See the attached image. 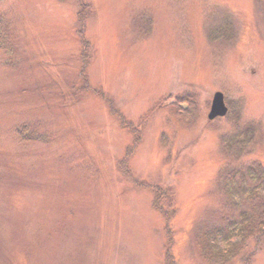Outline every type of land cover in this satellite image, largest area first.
<instances>
[{"label": "rangeland", "instance_id": "1", "mask_svg": "<svg viewBox=\"0 0 264 264\" xmlns=\"http://www.w3.org/2000/svg\"><path fill=\"white\" fill-rule=\"evenodd\" d=\"M216 91L258 125L233 163L264 165V0H0V264H214L196 236L238 212L219 189L238 128L209 121ZM185 93L191 124L168 105ZM249 241L229 264H264Z\"/></svg>", "mask_w": 264, "mask_h": 264}, {"label": "trees", "instance_id": "2", "mask_svg": "<svg viewBox=\"0 0 264 264\" xmlns=\"http://www.w3.org/2000/svg\"><path fill=\"white\" fill-rule=\"evenodd\" d=\"M82 10L83 12L79 19V21L82 22V27L79 33L85 38L86 20L91 13L89 11V6L86 4H82ZM84 42L86 45H89L85 39ZM83 58L84 61L87 62V55H83ZM85 79L87 80L89 77ZM90 90L99 92L92 88ZM104 98L110 105L113 115L121 120L122 128L133 134L135 141L134 145L137 146L141 144V126H136L133 122L127 121L120 111H115L113 109V101L107 98V96H104ZM177 111L182 112L183 109L179 108ZM240 114L239 106L231 104L229 118L236 126H238L239 120L241 119ZM178 115V117L184 119L180 113H178ZM194 119L193 117L190 118L188 124L193 123ZM25 128L26 126L17 129V134L27 139L29 134L25 131ZM257 129V126L250 123L245 128L239 127L237 131L229 133V135L221 136L222 148L225 149V153L228 155L227 157L229 160L228 163L220 169L219 189L220 192H222L223 198H225L231 206L237 208L238 212L236 213L237 215H223L224 220L221 224L207 229L196 236V246L199 249L200 256H202L205 262L209 261V263L212 262L214 264H229L234 262L247 250L249 247V240L259 241L260 238L264 237V165L258 162L241 165L233 163V161L241 160L243 155L251 151L248 146L254 141ZM28 138L42 139L39 134H31ZM45 140L47 139L45 138ZM130 148H128V150ZM128 150H126V156L120 161V164L122 173L132 178L129 171L128 158L131 157L133 151L128 152ZM136 185L142 189L158 190L155 184H139L136 182ZM160 193L164 194L163 191ZM155 203L156 202H154V204ZM218 241L223 243L226 242V246L222 249L218 246ZM253 252H251V254H254ZM251 257H253V255H249L245 260ZM167 258L168 262L166 264H174V260L169 259V257Z\"/></svg>", "mask_w": 264, "mask_h": 264}, {"label": "flooded vegetation", "instance_id": "3", "mask_svg": "<svg viewBox=\"0 0 264 264\" xmlns=\"http://www.w3.org/2000/svg\"><path fill=\"white\" fill-rule=\"evenodd\" d=\"M226 104H228L227 100ZM171 105L175 106V113L178 112L180 114H183V117H193V119L195 118L194 121L199 117V105L196 96H191L188 93H185L183 94V96L177 97L174 101H172ZM179 108L183 109V111H177Z\"/></svg>", "mask_w": 264, "mask_h": 264}, {"label": "water", "instance_id": "4", "mask_svg": "<svg viewBox=\"0 0 264 264\" xmlns=\"http://www.w3.org/2000/svg\"><path fill=\"white\" fill-rule=\"evenodd\" d=\"M212 107L210 113L208 114L209 119L214 120L217 117L226 116L228 113V105L225 104L224 93L217 91L212 101Z\"/></svg>", "mask_w": 264, "mask_h": 264}]
</instances>
